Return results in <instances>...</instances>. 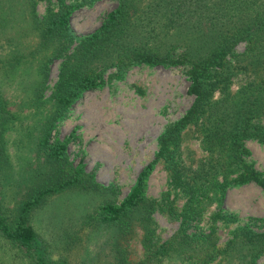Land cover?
Wrapping results in <instances>:
<instances>
[{
  "label": "trees",
  "instance_id": "16d2710c",
  "mask_svg": "<svg viewBox=\"0 0 264 264\" xmlns=\"http://www.w3.org/2000/svg\"><path fill=\"white\" fill-rule=\"evenodd\" d=\"M25 1L37 31L34 52L41 56L47 52L37 64V78L32 81L28 99L36 109L45 101L42 94L48 64L54 59H60V64L35 145V157L42 156L43 164L26 178L12 207L0 202V239L5 247L16 250L27 264H69L64 259L53 262L42 253L31 218L54 194L73 188L98 189L91 174L80 167L72 168L66 161L64 142H50L49 137L56 121L82 92L102 83L103 72L109 67L114 77H121L134 65L185 69L186 91L192 101L185 113L159 135L156 155L165 161L174 184L188 194L181 212L184 222L197 217L202 207L200 195L209 188L214 187L218 193L229 182L254 181L264 190L262 173L245 160L248 152L243 146L246 138L264 140V125L259 122L264 114V0H115L116 5L99 26L78 39L69 28V19L84 0H44L46 7L40 17L34 11L35 0ZM6 7L7 0H0L4 25ZM238 44H242L240 51ZM13 60L18 62L16 57ZM4 61L0 58V63ZM238 75L244 81L231 90L232 80ZM14 120L15 114L6 108L0 93L2 175L10 167L3 135ZM188 125L200 129L202 146L208 152L206 160L194 168L179 156L182 130ZM153 163H146L138 172L134 186L119 204H101L97 215L84 217L86 223L93 228H111L120 237L133 219L142 229L143 246L148 248L153 237L150 214L163 202L144 195ZM232 172L236 175L230 178ZM239 229L221 248L214 246L212 229L199 239L175 235L157 250L183 254L187 264H205L216 253L226 260L235 257L242 264H255L256 256L264 251V233L246 226ZM115 264H120L119 259Z\"/></svg>",
  "mask_w": 264,
  "mask_h": 264
},
{
  "label": "rangeland",
  "instance_id": "374dc122",
  "mask_svg": "<svg viewBox=\"0 0 264 264\" xmlns=\"http://www.w3.org/2000/svg\"><path fill=\"white\" fill-rule=\"evenodd\" d=\"M84 1L69 19L76 39L97 28L116 5L115 0ZM35 2L34 11L40 17L46 2ZM7 5L3 15L6 24L0 19V58L5 59L0 63V93L15 120L3 135L10 167L4 175L0 173V202L12 207L26 178L43 164L42 156L35 157V145L40 124L49 110L47 98L57 79L60 59L47 66L46 89L42 94L45 101L36 109L28 99L32 81L37 78V64L47 52H42V56L34 52L37 31L26 1L7 0ZM241 49L242 44H238L237 51ZM112 71L107 68L101 84L82 92L50 131L49 141L64 142L66 161L72 168L80 167L91 174L98 189H66L48 197L33 212L31 224L42 253L53 262L64 259L69 264H115L118 259L120 264H187L185 255L163 253L157 250L158 245L181 234L199 239L213 229L214 246L221 248L239 228L246 226L264 233V190L254 181L229 182L218 193L214 187L209 188L200 195L202 207L197 217L183 221L181 212L188 194L174 184L165 161L156 155L159 135L185 113L192 101V95L186 91L185 69L134 65L121 77L110 76ZM243 81L240 75L234 77L231 90ZM259 122L264 125V114ZM182 137L180 159L194 168L208 156L201 143V131L188 125L182 130ZM243 146L248 152L245 160L264 178V140L246 138ZM152 161L144 195L154 202H163L150 214L153 237L148 248L143 246L142 229L133 219L120 237L111 228H93L86 223L84 217L97 215L101 204H119L134 186L138 172ZM235 175L232 172L229 177ZM216 179L220 181V175ZM19 255L0 239V264H27ZM226 259L216 253L205 264H242L235 257ZM254 263L264 264V251Z\"/></svg>",
  "mask_w": 264,
  "mask_h": 264
}]
</instances>
